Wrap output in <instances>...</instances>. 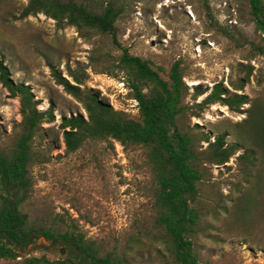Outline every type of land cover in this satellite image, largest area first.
Wrapping results in <instances>:
<instances>
[{
  "label": "rangeland",
  "instance_id": "1",
  "mask_svg": "<svg viewBox=\"0 0 264 264\" xmlns=\"http://www.w3.org/2000/svg\"><path fill=\"white\" fill-rule=\"evenodd\" d=\"M115 1L123 9L115 22L120 46L110 37L80 33L43 13L22 16L26 0H0V61L14 82L31 87L39 110L51 105L54 115L53 121L42 124L38 148L44 162L32 168L30 216L62 213L87 237L109 247L131 230L135 219L150 214L153 182L141 149L127 150L107 138L65 152L61 118L86 112L56 83L49 67L70 80L69 69L84 72L82 88L97 91L113 109L134 116L137 102L129 95L126 73L114 64L125 47L164 70L178 61L188 87L185 102L191 107L214 83L228 86L229 80L245 77L239 92L247 94L249 102L239 112L219 103L192 108L198 116L190 118L191 124L208 131L211 140L224 133L227 143L258 152L253 178L239 192L232 188L238 180L235 156L229 166L212 168L216 193L228 195L223 197L228 212L216 220L208 216L212 228L200 237L199 249L216 264H264V149L256 142L257 131L264 127V54L257 52L260 37L246 1L207 0V6L201 0ZM106 63L110 72L95 70ZM20 119L18 97L0 83V142L9 140ZM18 253L76 260L73 251L42 236Z\"/></svg>",
  "mask_w": 264,
  "mask_h": 264
},
{
  "label": "trees",
  "instance_id": "2",
  "mask_svg": "<svg viewBox=\"0 0 264 264\" xmlns=\"http://www.w3.org/2000/svg\"><path fill=\"white\" fill-rule=\"evenodd\" d=\"M207 6V0H201ZM254 31L260 37L258 54H264V0H245ZM123 9L115 0H26L21 15L43 13L58 24L76 28L83 34L116 39L115 22ZM124 70L129 95L137 102L132 116L113 109L97 91L83 85L84 72L69 69L71 80L49 64L57 84L75 97L86 112L62 117V141L65 152L71 153L89 141L113 139L124 149H141L145 166L153 182L148 216L133 222L123 238H116L106 247L90 239L62 213L30 216L29 206L34 186L32 168L44 162L38 148L43 138L42 124L54 120L51 105L41 111L31 87L14 82L8 68L0 61V83L17 96L21 119L17 130L6 142H0V261L16 264H216L200 255V237L212 228L208 216L216 220L228 208L223 203L227 194L216 193L214 166L226 165L235 158L238 180L234 191H241L253 178L258 152L252 146L227 143L224 133L211 140L208 131L190 118L197 117L194 107L214 103L239 112L249 102L242 90L245 77L229 80L228 86L214 83L208 94L193 107L185 102L188 87L178 61L167 70L151 61L129 53L121 47L114 62ZM97 72H110L109 63ZM203 91H197V95ZM257 144L264 149V127L257 131ZM205 144V145H204ZM241 151V152H239ZM239 152V153H238ZM42 236L51 245L62 244L73 251L76 260L46 256H20L34 237ZM225 264H231L226 262Z\"/></svg>",
  "mask_w": 264,
  "mask_h": 264
}]
</instances>
